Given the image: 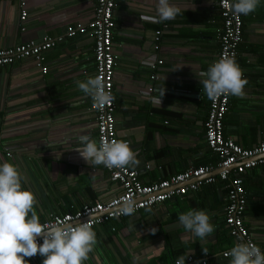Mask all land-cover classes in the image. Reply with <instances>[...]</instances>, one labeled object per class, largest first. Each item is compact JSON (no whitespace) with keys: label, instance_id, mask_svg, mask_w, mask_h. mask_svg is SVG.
I'll return each instance as SVG.
<instances>
[{"label":"crops","instance_id":"crops-1","mask_svg":"<svg viewBox=\"0 0 264 264\" xmlns=\"http://www.w3.org/2000/svg\"><path fill=\"white\" fill-rule=\"evenodd\" d=\"M95 1L0 0V49L39 42L47 34L65 35L69 25L93 19ZM172 3L181 13L166 21L160 42L157 0H117L114 9L116 126L119 140L138 150L140 165L134 169L147 184L220 160L206 141L210 100L199 81L220 48L218 2ZM23 9L28 16L21 25ZM243 19L244 41L236 61L249 83L243 98H231L223 130L225 138L250 148L264 141V0ZM93 48L92 34L66 36L45 53L47 73L33 58L0 66V164L18 167L22 187L38 200L34 207L41 222L51 213L109 200L121 190L102 165L94 167L76 150L82 146L80 135L98 143L93 101L76 85L95 76ZM215 174L216 181L183 198L94 226L97 245L84 264H163L189 253L206 257L209 264H230L231 256L222 253L237 243L225 223V181ZM243 177L248 200L244 221L264 252V165L248 169ZM190 209L210 214L213 234L200 239L179 224L178 216ZM25 259L43 264L44 257Z\"/></svg>","mask_w":264,"mask_h":264},{"label":"built area","instance_id":"built-area-1","mask_svg":"<svg viewBox=\"0 0 264 264\" xmlns=\"http://www.w3.org/2000/svg\"><path fill=\"white\" fill-rule=\"evenodd\" d=\"M217 2L223 23L216 61L222 56L233 57L236 60L238 46L244 41L243 14H233L230 8L231 0H217ZM23 4L24 2L20 5L23 6ZM116 5L117 0H96L93 19L86 24L69 25L65 35L53 36L47 34L39 42H21L0 49V66L33 58L42 72L47 73L49 66L46 63L45 53L49 49L63 42L66 36L92 34L94 39L95 76L100 75L103 77L106 91H110L114 97L111 103L106 104L103 108L93 102L92 111L95 114L94 126L98 143L101 136L108 140H119L115 118V79L117 78L115 65L116 59L119 57V51L116 49L114 42L117 25L114 17ZM27 16V10L23 9L20 15L21 25H23ZM158 24L159 27L155 33L156 41L160 42L163 30L168 24L166 21L158 22ZM22 29H24V26H22ZM121 48L123 49V46ZM157 63L162 64L163 60L159 59ZM154 77H156L155 73ZM149 90L151 91L150 88ZM232 97V95H222L215 101L210 100L205 120V137L208 146L220 157L216 164L191 166L182 172L149 184L144 183L139 178L137 169L125 167L110 170L102 165L109 173L111 180L119 185L121 189L119 194L106 201L97 200L92 203H85L81 208L63 214L51 213L41 223L52 225L57 222H64L77 226L88 222L93 227L101 225L109 220L123 217L116 214V208L124 198H134L137 201V212L146 208H154L172 198H183L190 191L198 190L204 184L213 183L217 180L215 173L218 172L219 178L225 181L227 191L225 223L229 234L236 240V243L252 241L259 246L244 221L248 200L243 173L248 169L264 165V141L247 148L232 139L225 138L224 119L229 111ZM7 155H11V152H8ZM37 239L38 243H43L42 236ZM228 252L230 250L224 251L223 256L230 257L225 255ZM184 257L185 264H209L206 257H197L193 253L186 254ZM178 259L175 258L173 261L164 262L163 264H176Z\"/></svg>","mask_w":264,"mask_h":264},{"label":"clouds","instance_id":"clouds-1","mask_svg":"<svg viewBox=\"0 0 264 264\" xmlns=\"http://www.w3.org/2000/svg\"><path fill=\"white\" fill-rule=\"evenodd\" d=\"M260 2L231 0L230 8L234 15H248L257 9ZM156 13L158 20L164 22L175 19L181 13V8L172 0H157ZM202 75L206 77L199 79L203 85L202 94L209 100L215 101L222 95L245 96V86L249 81L233 57L222 56ZM76 85L100 108L114 99L110 91H106L105 81L100 75L76 81ZM78 139L82 146L76 150L94 167L104 165L111 170L140 165L138 150H134L125 140H108L101 136L97 143L87 134L80 135ZM22 181L23 175L15 164L7 161L0 164V264H30L25 257L31 258L37 254L44 257L43 264H84L97 245L93 225L88 222L77 226L64 222L42 224L34 207L38 200L33 191L22 187ZM136 212L137 201L134 198H124L116 208L118 216L130 217ZM178 221L184 229L200 239L215 231L210 214L202 209L181 213ZM41 236L42 244L37 239ZM225 255L231 256L230 264H264V252L252 241L237 243ZM176 264H185V257L181 256Z\"/></svg>","mask_w":264,"mask_h":264},{"label":"water","instance_id":"water-1","mask_svg":"<svg viewBox=\"0 0 264 264\" xmlns=\"http://www.w3.org/2000/svg\"><path fill=\"white\" fill-rule=\"evenodd\" d=\"M117 219H119V218H117Z\"/></svg>","mask_w":264,"mask_h":264},{"label":"trees","instance_id":"trees-1","mask_svg":"<svg viewBox=\"0 0 264 264\" xmlns=\"http://www.w3.org/2000/svg\"><path fill=\"white\" fill-rule=\"evenodd\" d=\"M246 211V210H245Z\"/></svg>","mask_w":264,"mask_h":264}]
</instances>
